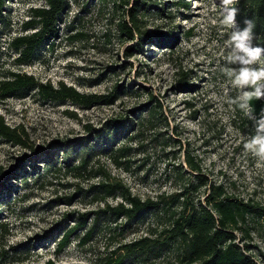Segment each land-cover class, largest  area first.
<instances>
[{"label": "rangeland", "instance_id": "1", "mask_svg": "<svg viewBox=\"0 0 264 264\" xmlns=\"http://www.w3.org/2000/svg\"><path fill=\"white\" fill-rule=\"evenodd\" d=\"M154 1L163 2L170 17L155 7L142 10L141 33L132 38L120 24L132 26L133 0H66L57 37L20 63L12 42L36 30L26 23L47 0H5L0 81L21 72L116 97L91 107L44 100L32 88L0 97V114L24 132L29 146L0 138V264H96L119 256L122 264H186L184 246L168 240L165 230L178 210L170 197L198 183L188 155L209 184L264 208V161L243 150L253 122L228 103L237 93L220 71L230 32L221 23L220 0H184L188 8L180 0ZM160 32H173L174 42L162 43ZM185 73L192 89L179 86ZM149 93L162 105L153 115ZM82 158L85 163L75 168ZM207 187L194 191V198L204 199ZM129 194L168 198L169 213L145 210L129 219L104 211L130 206ZM86 213L87 226L58 251L65 231ZM250 225L249 237L236 232V241L249 244L257 264H264V219ZM143 238L150 246L129 254L128 246Z\"/></svg>", "mask_w": 264, "mask_h": 264}, {"label": "trees", "instance_id": "2", "mask_svg": "<svg viewBox=\"0 0 264 264\" xmlns=\"http://www.w3.org/2000/svg\"><path fill=\"white\" fill-rule=\"evenodd\" d=\"M129 4L130 0H121ZM133 5L128 9L132 26L126 22L120 24L122 29L132 38L134 31L140 30L139 13L142 10L155 7L162 15L166 13V5L163 2L154 0H133ZM179 5L185 8L189 7L188 2L180 0ZM66 0H47V6L33 9V18L26 23V27L36 29L31 34L16 37L12 46L20 52L18 61L27 63L31 60L35 49L45 40L55 38L58 35V16L64 11ZM5 0H0V23L3 18ZM238 13L236 22L242 29L245 27V20H251L254 24L255 39L253 40L257 46L264 47V0H239L236 5ZM162 43L171 44L175 40V34L158 33L156 34ZM1 37V32H0ZM132 49V47H131ZM1 54V47H0ZM179 86L185 89H192L194 84L187 81V73L179 80ZM25 88L36 89L39 96L44 100L62 101L71 100L72 102L83 106L91 107L100 104L103 101H112L116 95H97L84 94L71 86H67L61 82L58 86L51 82H40L34 75L11 72L7 79L0 81V97L14 95L17 91ZM149 102H155L154 107L149 112L153 115L162 105L159 100L149 93ZM252 107L254 115H260L264 109L263 100H253ZM88 131L90 128L87 126ZM23 131L19 127L9 125L5 117L0 114V138L9 142L20 144L29 147L23 137ZM89 137H94L90 135ZM88 139V138H87ZM90 139V138H89ZM46 152V151H45ZM24 157L19 160L22 161ZM86 159H81V162L75 168H80L85 163ZM187 164L191 172H199L196 174L198 183L185 184L183 192L172 195L171 201H178V210L170 213L171 225L166 228L165 232L168 235V240H178L184 246V257L186 264H257L253 256L249 253V244L245 242L240 244L236 241V232H241L246 237H249L253 226L250 221L261 222L264 219V208H261L251 201L229 196L223 185L208 183L204 175H201V168L194 158L187 156ZM70 166V163L67 165ZM72 167V166H70ZM182 174V173H181ZM207 187L204 199L200 197L194 198V191L200 187ZM126 201L130 206L121 203L117 206H107L105 212H110L113 215H123L131 219L139 215L145 210H160L169 213L167 199L163 197L160 200H141L136 196L126 195ZM88 213L83 214V218L74 226L67 229L63 238L58 243V251L65 248L69 244L70 237L79 229L87 226ZM4 227L5 224H0ZM93 232V227H90L82 238L83 242L89 240ZM245 239V236H243ZM150 240L143 238L131 243L127 251L129 254L136 249L145 250L150 245ZM123 257L108 258L103 262L96 264H122ZM34 264H57L54 260L49 259L44 263ZM82 264V263H73Z\"/></svg>", "mask_w": 264, "mask_h": 264}, {"label": "clouds", "instance_id": "3", "mask_svg": "<svg viewBox=\"0 0 264 264\" xmlns=\"http://www.w3.org/2000/svg\"><path fill=\"white\" fill-rule=\"evenodd\" d=\"M239 0H220L222 25L230 29L225 42L226 54L220 71L236 90L228 103L244 113L253 122L254 134L243 141V150L252 157L264 161V109L254 115L253 100H264V47L253 46L255 33L251 20H245V27L236 23Z\"/></svg>", "mask_w": 264, "mask_h": 264}]
</instances>
